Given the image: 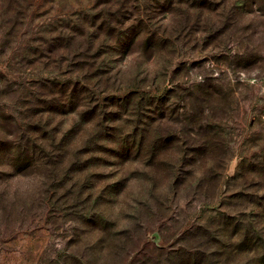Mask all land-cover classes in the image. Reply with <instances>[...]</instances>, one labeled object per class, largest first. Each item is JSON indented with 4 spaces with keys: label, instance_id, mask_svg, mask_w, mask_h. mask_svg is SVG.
<instances>
[{
    "label": "rangeland",
    "instance_id": "obj_1",
    "mask_svg": "<svg viewBox=\"0 0 264 264\" xmlns=\"http://www.w3.org/2000/svg\"><path fill=\"white\" fill-rule=\"evenodd\" d=\"M49 102L47 164L0 152V264H257L264 0H0V146Z\"/></svg>",
    "mask_w": 264,
    "mask_h": 264
},
{
    "label": "trees",
    "instance_id": "obj_2",
    "mask_svg": "<svg viewBox=\"0 0 264 264\" xmlns=\"http://www.w3.org/2000/svg\"><path fill=\"white\" fill-rule=\"evenodd\" d=\"M119 42V41H118ZM60 94L62 97L58 100V102L62 105L63 108H65L64 102H67L70 100V104L74 102L73 96H68L67 95V100H65L66 97V91L64 90L60 91ZM81 102L86 101L87 98H79ZM63 100V101H62ZM47 103V102H46ZM46 109L44 108H39L38 110L34 109L33 114L31 115L32 118L34 117L33 123L37 127H33L35 129H25L23 130V126L19 128V132L14 133L15 139L8 143L2 144L0 146V152L3 153L2 157L5 158L6 163L9 165V168L11 170H16L18 173L13 174L12 177H17L19 175H22L23 173L35 169L36 167H42L47 164V160L50 156V151H48L47 146L48 144H43L40 143L42 138H38L36 135L40 136L41 134L39 133H44L46 128L42 126V123L44 121V116L46 114H49L51 111H53L51 103L49 102V105L46 104ZM50 106V107H49ZM49 107V108H48ZM48 108V109H47ZM44 109V110H43ZM97 113L95 112V115ZM49 124L46 122V126ZM25 128V127H24ZM28 132V136L24 135L23 133ZM12 133V132H11ZM36 134V135H34ZM13 135V133H12ZM57 140V139H56ZM56 142L55 138L53 143ZM51 143L49 146L50 148H53L52 146H55V143ZM56 147V146H55ZM61 149V147H60ZM3 176L7 175L5 171L1 172ZM198 228H202V226H198ZM203 229V228H202ZM261 241H263L262 236H255V235H250V232L247 233L243 245L246 244L249 246L248 248L250 251H257L254 250L260 247ZM260 244V245H259ZM262 246V245H261ZM106 249H108V246H106ZM244 251V249H236L235 251ZM234 251V252H235ZM177 252V251H175ZM232 251L229 253H218V258L219 261L214 262L213 259H210V257L206 254V252L200 251V252H195L190 251V252H179V254L176 256L180 255L181 258L187 257L185 261H180L178 264H229L234 260ZM262 254V257L259 255L256 256L258 258H255L257 260V264H264V254ZM222 256H227V258H223Z\"/></svg>",
    "mask_w": 264,
    "mask_h": 264
}]
</instances>
